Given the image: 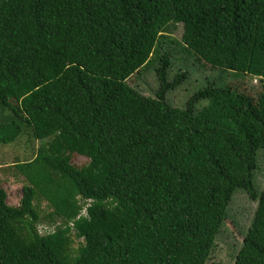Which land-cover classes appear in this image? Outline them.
<instances>
[{
    "label": "trees",
    "instance_id": "obj_1",
    "mask_svg": "<svg viewBox=\"0 0 264 264\" xmlns=\"http://www.w3.org/2000/svg\"><path fill=\"white\" fill-rule=\"evenodd\" d=\"M170 23L209 66L264 80V0H0V144L40 141L17 206L0 187V264H202L238 189L256 206L233 264H264V93L207 81L172 106L185 74L165 54L153 96L125 82Z\"/></svg>",
    "mask_w": 264,
    "mask_h": 264
},
{
    "label": "rangeland",
    "instance_id": "obj_2",
    "mask_svg": "<svg viewBox=\"0 0 264 264\" xmlns=\"http://www.w3.org/2000/svg\"><path fill=\"white\" fill-rule=\"evenodd\" d=\"M181 31L179 23L168 24L165 32L153 47L148 61L131 74L125 82L140 94L153 96L157 88L154 68L158 65V58L165 54L168 60L166 69L168 79L182 73L185 74L183 79L166 93V100L172 106L184 107L189 96L206 85L207 81H214L216 84L243 93L254 100L258 94L264 93V80L246 74L220 70L203 62L181 42ZM205 104V100H199L194 107L198 110ZM13 117L12 113L0 104V122L9 121ZM39 145L40 141L30 137L25 129L12 142L0 144V187L6 193L8 205H18L21 188L27 184L15 168V164L32 159ZM62 155L67 157L69 163L76 168L84 166L88 161L86 157L76 153L64 152ZM253 183L257 191H260L264 185L263 149L256 153ZM34 204L41 215L47 211L43 200H35ZM255 206L256 201L251 200L243 189L233 192L219 231L203 255L202 264H233L235 254L253 217ZM49 227L52 226H47L44 221L36 225L39 233H43ZM77 241L79 239L73 241V247L76 246Z\"/></svg>",
    "mask_w": 264,
    "mask_h": 264
},
{
    "label": "built area",
    "instance_id": "obj_3",
    "mask_svg": "<svg viewBox=\"0 0 264 264\" xmlns=\"http://www.w3.org/2000/svg\"><path fill=\"white\" fill-rule=\"evenodd\" d=\"M85 206H86V204L85 205H83V207L81 208V210H80V212H79V214L78 215H85ZM52 228H53V226L50 228H47V229H45V231L44 232H50V231H52ZM43 232V233H44Z\"/></svg>",
    "mask_w": 264,
    "mask_h": 264
}]
</instances>
